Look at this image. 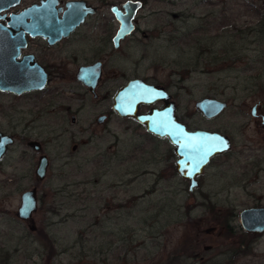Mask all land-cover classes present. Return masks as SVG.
Returning <instances> with one entry per match:
<instances>
[{
  "label": "rangeland",
  "instance_id": "rangeland-1",
  "mask_svg": "<svg viewBox=\"0 0 264 264\" xmlns=\"http://www.w3.org/2000/svg\"><path fill=\"white\" fill-rule=\"evenodd\" d=\"M145 6L137 27L146 35L138 30L124 41L116 61L127 74L166 86L188 129L220 131L234 141V152L215 157L199 178L201 188L217 194H189L173 171L163 174L170 143L133 120L121 119L110 132L63 131L62 116L46 107L50 99L39 100L36 110L35 95L2 92L0 130L15 142L0 158V264H264V239L247 254L229 255L245 241L232 236L235 214L242 205L264 204V169L254 180L259 160L238 153L250 129L243 128L245 112L264 98V0H146ZM204 97L226 102V110L204 120L193 108ZM83 103V122L102 109ZM31 139L49 160L38 182L37 155L25 144ZM246 159L253 164L241 169ZM32 186L37 209L28 222L18 220L19 195ZM201 218L207 222L198 229ZM211 226L219 237L203 235Z\"/></svg>",
  "mask_w": 264,
  "mask_h": 264
},
{
  "label": "flooded vegetation",
  "instance_id": "flooded-vegetation-1",
  "mask_svg": "<svg viewBox=\"0 0 264 264\" xmlns=\"http://www.w3.org/2000/svg\"><path fill=\"white\" fill-rule=\"evenodd\" d=\"M46 1L54 2V10L56 11L55 15L60 20L62 19V12L65 11L67 3L72 4L74 2H78L80 4L76 7L74 6L75 8L73 11L68 14L69 19L67 21H69V32L54 40L52 44L48 42L47 38L42 36L40 37V35L31 37L28 33L24 35L25 46L21 48L19 54L20 56L17 59L21 62L24 61V57H31L33 63L38 65L42 70V73L46 75L44 77L43 86L33 90H26L19 94H11V92L8 91L2 92L21 97L24 95H35V109L38 108L37 106L40 103L39 100H42V98H45V100L50 99L46 107L49 109V113L54 114V116H62L63 119H59L58 121L61 122L60 125L63 131H67V129L71 127H76L75 130L77 133H89L95 131L110 132L117 129L121 119H129L130 121L133 120L137 124H140L134 117L119 115L112 108V105H114V97L119 94L118 91L125 84H129L131 80L140 79L149 84L148 81L137 78L136 75L132 73V71L127 74L126 71L121 70L118 64L119 61H116L118 52L121 51L124 41L127 42L130 40V38H132L134 33H137L138 30L141 36L146 35L145 32L137 27L138 10L144 8L146 0H115L114 2L107 0H20L19 4L21 5L17 6L18 10H13V8H11L8 10V12L6 11V13H19L32 4L40 5L41 2ZM160 1L167 3V1L173 0ZM135 2L138 3L139 8L136 9L132 16H129L130 19L128 22L130 30L127 31L126 35L124 34L122 37H118L117 34L122 29L120 22L121 18H119L120 16L117 17V14L122 15L121 17H125L128 14V12L125 11V9H127L126 7L131 8V5ZM88 9L92 11H87ZM149 85H154L164 91L167 96L166 101L168 103L171 102L172 104V111L175 121L181 123L186 130L192 131L193 129H188L184 125L183 121L179 120L176 114L177 101L174 99V95L169 93L168 88L163 85L160 86L157 83H150ZM84 100H88L91 105H96L97 107L99 106L102 108L99 109L98 112L96 111L93 113V116L88 118L87 122L85 119L84 122L79 120L80 116H78L81 109L86 106L84 103L82 104ZM164 103V101L156 100L151 105L140 104V106H138L137 112L140 114H148L151 113L150 111L153 109L161 110ZM224 104L225 108H223L222 111L226 110V102ZM74 106L76 107L72 108ZM222 111L210 118L203 117L200 111H198V114L202 116L204 120H214ZM32 113L35 116V111ZM245 115L247 116V123L243 125V128L247 129L250 127V129L248 135H242V142H240L238 145V153L239 157L250 156V158L256 157L257 160H259L257 165L254 167L252 166L251 168V171L253 172L251 175L253 176L254 180H257V177L264 169V98L257 99V101L253 102L250 105V108L245 112ZM31 120L32 119H29L28 121L24 120L26 121L25 126H27ZM33 120L35 119L33 118ZM111 121H113V123H110ZM140 126L144 128V124H140ZM252 129L253 133H250V130ZM195 130L203 129L197 128ZM203 131L215 132L224 136L225 139L228 140V148L227 150L217 153V155L214 154L208 158L207 164L203 165L200 173L194 178L196 186L189 189V182L177 173L175 169V162L178 156L174 153V147L169 142L167 137L160 138L162 140H167V142L170 143L169 146L171 147V155L169 156V159L165 161L166 164L165 167H163V174H165V172L168 170H171L187 185V193L193 195L194 191H196L199 195H203L204 193L209 197V195L217 194V192H212L210 190L207 191L206 189L201 188L199 178L205 175L207 168L211 164H214L213 159L215 157L217 158V156L228 155V153L234 152V141L229 137V135H226L220 131L211 129H205ZM2 134L9 135L13 142H15L14 136L12 134L5 132ZM151 136L159 138L154 134H151ZM30 141L37 142L38 150L35 151L31 148V146H29L28 142ZM25 144L31 150H34L35 154L37 155L35 169L39 162V158L43 156V158L46 160V171L49 160L46 158V155L42 153L43 149L40 142L38 140L31 139L26 141ZM8 146L6 147V152ZM71 148L72 150H76L75 145H72ZM239 157L236 156L235 161L238 162ZM249 161L247 159L244 160V162L239 161L241 169L253 164L251 163L252 161ZM241 191H243V195L251 196L250 192H248V189L242 188ZM227 194L230 195L228 191ZM262 206H264V204L261 205L260 203L242 205L240 211L235 214L230 227L237 228L238 230L234 231L232 236H240L241 240L243 237L245 241L242 240L241 242L239 240L238 242L240 247H238V249L235 248L233 252L229 253V255L232 257V260L235 258L234 256L237 255L238 252L241 254H247L253 251L254 247H256V243L264 239V227L258 232H251L241 228L242 226L239 222V216L242 210ZM214 207H217V205L215 204ZM211 211H217V209L214 208L211 209ZM205 222H207L206 219L201 218L195 226H197L199 229V226L204 225ZM219 224L220 226H223L222 223L219 222ZM216 228L211 226L210 228L204 229L202 233L209 238H217L219 237L217 235H220L221 232L216 231ZM204 248L205 251L211 250L209 246Z\"/></svg>",
  "mask_w": 264,
  "mask_h": 264
},
{
  "label": "water",
  "instance_id": "water-1",
  "mask_svg": "<svg viewBox=\"0 0 264 264\" xmlns=\"http://www.w3.org/2000/svg\"><path fill=\"white\" fill-rule=\"evenodd\" d=\"M20 0H0V92L8 91L15 94L23 93L30 89L41 88L44 83V73L38 65L33 63L31 57H24L21 61L20 50L25 46L24 35H40L52 42L69 32L68 14L80 3H67L62 12V19L55 15L54 2H41L40 5L32 4L19 13H9V9L19 5ZM75 6V7H74ZM128 14L121 18V31L117 36L122 37L130 30L129 16L135 13L138 3H133L131 8L126 7ZM129 10V11H128ZM87 11H92L88 9ZM128 17V18H127ZM23 62V63H22ZM114 97L112 108L121 116L134 117L150 134L159 138L167 137L177 154L175 169L182 178L189 182L188 188L195 187L197 176L203 165L207 164L210 156L221 153L228 148V140L224 136L203 130L189 131L181 123L175 121L171 102L166 101V94L162 89L149 85L142 80H131L125 84ZM164 101L162 109H153L148 114L138 113L140 104L151 105L154 101ZM193 108L200 111L203 117L215 116L225 108L224 101L208 97L200 98L193 103ZM221 141L227 144L223 147ZM13 140L0 131V158L5 154L6 147ZM35 151L38 150L37 142H28ZM46 160L41 156L35 169V179L38 182L44 177ZM36 188L32 186L19 195V204L14 215L22 221H29L37 209ZM239 222L246 231L258 232L264 227V206L247 208L240 212Z\"/></svg>",
  "mask_w": 264,
  "mask_h": 264
},
{
  "label": "snow or ice",
  "instance_id": "snow-or-ice-1",
  "mask_svg": "<svg viewBox=\"0 0 264 264\" xmlns=\"http://www.w3.org/2000/svg\"><path fill=\"white\" fill-rule=\"evenodd\" d=\"M221 143H222V146L223 147H227V144L226 143H223V141H221Z\"/></svg>",
  "mask_w": 264,
  "mask_h": 264
}]
</instances>
